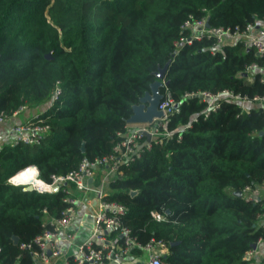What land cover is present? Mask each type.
<instances>
[{"label": "trees", "instance_id": "obj_1", "mask_svg": "<svg viewBox=\"0 0 264 264\" xmlns=\"http://www.w3.org/2000/svg\"><path fill=\"white\" fill-rule=\"evenodd\" d=\"M189 15L210 26H244L264 20V0H0V111L9 118L45 105L40 116L49 125L39 143H0V264H37L20 245L65 207L61 189L37 193L5 181L29 164L48 181L83 157L109 153L166 63L160 92L177 104L165 120L172 135L152 141L110 183L109 197L126 208L122 224L141 244L163 241L165 264H263L244 258L264 237L256 222L263 208L234 192L264 180V111L225 99L203 118L205 104L185 94H264L260 72L244 75L264 54L238 41L212 52V38L176 48Z\"/></svg>", "mask_w": 264, "mask_h": 264}, {"label": "built area", "instance_id": "obj_2", "mask_svg": "<svg viewBox=\"0 0 264 264\" xmlns=\"http://www.w3.org/2000/svg\"><path fill=\"white\" fill-rule=\"evenodd\" d=\"M181 29L189 33L174 42L176 48L190 44L194 40L212 38L215 42L211 48L212 52L221 44L238 41L243 47L252 48L256 55L264 54V20L231 28L210 26L205 16L195 18L189 15L181 24ZM257 72H260V81L264 82V61L262 65L257 62L248 64L244 75L249 74L246 79L251 80V76ZM60 91L57 82L53 93L54 99ZM185 96H196L205 104L201 111L203 118L215 111L225 99L237 102L242 109H248V105L252 104L264 111V94L249 98L247 95L224 88L217 91L203 89L186 93ZM22 108L24 107L20 109ZM157 109L161 111L160 117L153 118L151 122L131 123L132 127L128 128L109 153L93 159L83 157L76 167L64 174L52 173L49 180L45 181L33 164L18 170L24 172L25 177L15 185L16 187L23 189L30 185L37 193H52L55 187H58L63 193L62 201L65 207L60 214L56 217H46L41 232L35 235L30 243L20 245L29 251L37 264H48L51 258L60 256L65 258L64 264H125L126 260H131L135 264H165L162 260L166 251L165 243L153 238L144 244L137 242L131 235L130 228L122 224L125 206L109 197L110 183L122 175L123 167L148 150L152 141L160 142L161 136L172 135L165 130V120L176 110V103L167 89L161 93ZM16 113L17 111L13 114ZM6 119L7 114L0 111V123ZM48 129L49 125L36 114L22 123H14L8 134L13 145L35 144L41 141ZM261 131L264 136V128ZM9 178L5 184H8ZM239 191L245 202L252 204L258 202L263 208L256 214V222L264 233V180L246 184ZM155 219L162 220V214L155 213ZM80 229L87 230L88 235L77 244L74 240L76 232ZM260 246L264 247L262 236L251 243L250 248L244 253V258L254 257L264 264V249H260ZM133 248L139 249L141 254L145 255V259H138L137 255L131 253Z\"/></svg>", "mask_w": 264, "mask_h": 264}, {"label": "water", "instance_id": "obj_3", "mask_svg": "<svg viewBox=\"0 0 264 264\" xmlns=\"http://www.w3.org/2000/svg\"><path fill=\"white\" fill-rule=\"evenodd\" d=\"M167 66L168 63H166L163 68L159 69V71L155 73L157 79L150 83V90L145 91L144 95L140 97L139 103L132 106V113L127 119V123L151 122L153 118L161 116V111L157 109V105L161 98L160 87L165 84L162 79ZM259 134L263 135V132L261 131ZM81 151H84V145L81 146ZM90 180L91 179H89V181ZM23 189L33 191V188L30 185L25 186ZM55 190H58V187H55ZM135 193V190L131 191V195ZM235 195L240 197V191H236ZM17 239V236H12L14 243L17 242Z\"/></svg>", "mask_w": 264, "mask_h": 264}, {"label": "crops", "instance_id": "obj_4", "mask_svg": "<svg viewBox=\"0 0 264 264\" xmlns=\"http://www.w3.org/2000/svg\"><path fill=\"white\" fill-rule=\"evenodd\" d=\"M45 107H46L45 105H40L34 108L26 107V108L19 109L16 114H13V116L9 117L4 122L0 123V143L10 139L8 132H9L10 127L14 123H22L26 121L28 118L32 117L33 115H36V114L40 115V113L45 110ZM130 127H132L131 123L127 125V129ZM18 182H12V183L16 185ZM64 260L65 258L63 256L51 258L48 264H64ZM125 264H129V263L125 262Z\"/></svg>", "mask_w": 264, "mask_h": 264}, {"label": "rangeland", "instance_id": "obj_5", "mask_svg": "<svg viewBox=\"0 0 264 264\" xmlns=\"http://www.w3.org/2000/svg\"><path fill=\"white\" fill-rule=\"evenodd\" d=\"M246 80H247V79H246ZM78 213H79V211H78ZM43 219L45 220L46 217H44ZM87 235H88V231H87V230H82V229L78 230V231L76 232V238H75L74 242L77 243V244H78V243H81V242L85 239V237H86ZM261 248L264 249L263 246H260V249H261ZM138 257H139L138 259H142V260L145 259V255H143V254H140ZM125 262H127V263H129V264H135V262H133V261H131V260H126Z\"/></svg>", "mask_w": 264, "mask_h": 264}, {"label": "bare ground", "instance_id": "obj_6", "mask_svg": "<svg viewBox=\"0 0 264 264\" xmlns=\"http://www.w3.org/2000/svg\"><path fill=\"white\" fill-rule=\"evenodd\" d=\"M23 177H25V176H24V172L19 171V172L13 174V175L9 178L8 181H9V182L11 181V183H12V182H18V181L20 182V181H22ZM12 184H14V183H12Z\"/></svg>", "mask_w": 264, "mask_h": 264}]
</instances>
